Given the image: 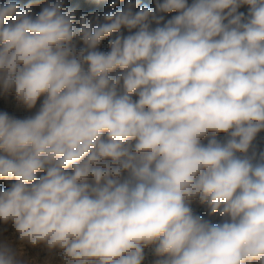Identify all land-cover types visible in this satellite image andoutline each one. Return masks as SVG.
I'll use <instances>...</instances> for the list:
<instances>
[{
  "label": "clouds",
  "instance_id": "1",
  "mask_svg": "<svg viewBox=\"0 0 264 264\" xmlns=\"http://www.w3.org/2000/svg\"><path fill=\"white\" fill-rule=\"evenodd\" d=\"M138 2L0 4V264H264V0Z\"/></svg>",
  "mask_w": 264,
  "mask_h": 264
},
{
  "label": "rangeland",
  "instance_id": "2",
  "mask_svg": "<svg viewBox=\"0 0 264 264\" xmlns=\"http://www.w3.org/2000/svg\"><path fill=\"white\" fill-rule=\"evenodd\" d=\"M7 0H0V4L6 3ZM17 2L20 4L21 8L26 5L29 0H17ZM56 0H46V3H54ZM155 2L156 0H139L138 7L139 6H148L151 8H155ZM192 0H189V3H191ZM62 3L64 5L65 9L72 8L75 10L76 15V26L79 27V19L81 15L86 16L89 20H94L96 18H99V20L103 21V16L106 12L109 11H115L116 9H121L126 6L128 3V0H62ZM115 3V7H112V5ZM42 7H44V4L41 5H35L33 6L31 10V14L33 17L37 15ZM138 7L135 10H138ZM247 6H242L239 11L247 13ZM176 13H168L163 14L165 16V20L169 19L172 15H175ZM153 27L156 25L153 24ZM122 32L124 35L128 34V31L126 29H122ZM108 39L105 38L101 44L99 45V50L107 52L109 51V44ZM77 46H83L82 42H78ZM134 99H137L134 97ZM43 97H41L37 103L36 106L32 109H28L24 107L22 104H20L15 95L13 93H4L2 90H0V113L6 112L10 116H13L15 118L23 119L27 117H31L35 115V113L38 111L41 103H42ZM223 133L220 134L218 139L224 138ZM203 143H207V140L203 141ZM251 151H255L257 156H259V153L264 152V130L259 132L253 141ZM14 181H6V180H0V189H6L9 187L11 183ZM191 207L193 209V212L197 215H200L201 217L211 221L212 223H220L222 221V217H220L218 214L215 216H209L208 209L205 205L200 204L198 201H193L191 203ZM11 228L8 229V234L11 233ZM26 254L28 258H31L34 260L35 264H61V253L59 251H53L49 252L42 246L38 247H27L26 248ZM156 260V257L153 254V251L151 248L145 249V259L143 261V264H154ZM251 264H259L258 261H253Z\"/></svg>",
  "mask_w": 264,
  "mask_h": 264
}]
</instances>
